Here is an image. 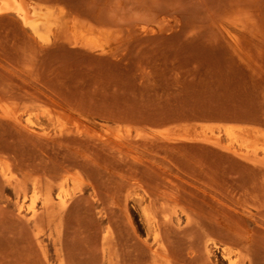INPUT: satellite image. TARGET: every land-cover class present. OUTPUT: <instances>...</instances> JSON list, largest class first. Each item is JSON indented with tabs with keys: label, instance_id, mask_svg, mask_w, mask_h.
Instances as JSON below:
<instances>
[{
	"label": "rangeland",
	"instance_id": "1",
	"mask_svg": "<svg viewBox=\"0 0 264 264\" xmlns=\"http://www.w3.org/2000/svg\"><path fill=\"white\" fill-rule=\"evenodd\" d=\"M41 1L107 27L111 36L105 50L90 49L83 36L75 46L53 33L40 40L16 14L0 15V164L28 187L20 212L16 182L10 185L0 173V264H132L136 251V264H153L145 241L155 242L144 221V209L152 207H161L157 217L176 212L181 219L170 227L179 233L175 238L171 230L169 237L162 234L170 243L160 236L159 263L228 264L229 255L248 256L218 228L217 220L230 218L253 235L251 264H264V169H253L255 163L239 153L264 152V0ZM240 127L262 134L243 143ZM148 179L156 182L150 195ZM48 184L56 193L64 186V226L45 216ZM174 186L189 190L184 195ZM203 202L211 208L199 206ZM210 209L221 215L214 218ZM190 211L196 214L189 226L184 213Z\"/></svg>",
	"mask_w": 264,
	"mask_h": 264
},
{
	"label": "bare ground",
	"instance_id": "2",
	"mask_svg": "<svg viewBox=\"0 0 264 264\" xmlns=\"http://www.w3.org/2000/svg\"><path fill=\"white\" fill-rule=\"evenodd\" d=\"M53 5V4H52ZM51 4H46V2H40V0L39 1H37V0H0V15H4V14H8V13H14V14H16L18 17H19V19H21V21H22V23L25 25V26H27V27H29L32 31H33V33L40 39V40H45L48 36H47V34L48 33H53L54 34V36H60L62 39L61 40H63V39H66V41H69V40H71L70 42H69V45H70V43H71V45L72 46H75V45H78V41H77V39H78V36H83V37H86V46L87 47H90V49H94V47H100L102 50H105V47H103L104 45H105V43H106V40H108L109 39V37L111 36V33H110V30H107V27L106 28H103L104 26H99V25H95V24H93V23H91V22H89V21H86V20H84L83 18H80V17H78L77 15L76 16H74V15H71L68 11H67V9H65V8H63V7H61V6H52ZM71 12V11H70ZM72 14H73V12H71ZM82 17V16H81ZM86 19V18H85ZM238 19H240V18H238ZM95 23V22H94ZM23 25V26H24ZM24 26V27H25ZM66 33H69L70 35H71V37H69L68 36V34H66ZM59 37V38H60ZM65 43V42H64ZM63 43V44H64ZM67 43V42H66ZM86 46H85V48H86ZM82 47H84V46H82ZM13 119H14V121H16L17 123H20V124H22L23 123V120L21 119V117L20 116H18V115H16V114H13ZM225 130L229 133V134H232V133H235L234 132V130H233V128H230V127H226L225 128ZM239 135L241 136V140H242V142L243 143H245V142H249V141H252L253 139H255L258 135H260V134H262V132H261V130H254V129H251V128H244V127H240L239 128ZM219 137H217V139H218ZM3 149V148H2ZM1 149V150H2ZM5 151V150H4ZM235 152H239V150H236L235 149ZM241 155H243L246 159H248V160H250L251 162H253V163H255V164H253L254 166V168L253 169H257L256 167H260L259 169H261L262 167H263V169H264V152H263V154L262 155H260L259 153H257V151H254L253 153H250L249 151H240L239 152ZM0 156H1V154H0ZM95 156H97V155H95ZM90 158H92V157H90ZM94 158V157H93ZM130 159L132 160L133 158H131L130 157ZM93 160H95L96 161V159L94 158ZM106 160V159H105ZM87 161V160H86ZM101 161H103V159L101 160ZM100 161V162H101ZM134 161V160H133ZM90 162H92V161H90ZM89 162V164L91 165V163ZM96 162H98V161H96ZM131 162V161H130ZM87 165H89L88 164V162H85ZM93 165H95V163L93 162L92 163ZM102 164V163H101ZM103 164H105V162L103 163ZM133 164V163H132ZM131 164V165H132ZM258 166H257V165ZM106 165V164H105ZM255 165H256V167H255ZM102 166V165H101ZM100 165H99V167L100 168H102ZM104 166V165H103ZM89 167H91V168H93L92 166H88V168ZM97 168H98V166H96ZM108 167V166H107ZM104 168V167H103ZM105 168H106V166H105ZM89 170H90V168H89ZM94 171H95V169H93ZM159 170V169H158ZM171 170V169H170ZM161 171V170H160ZM253 171V170H252ZM254 171H258V170H254ZM0 173L2 174V176L4 177V179L6 180V182L7 183H9L10 185H13L14 184V182H16L15 184H14V190H16V192H17V194H16V196L18 197L17 198V206H18V210L20 211V212H23V210L25 209V202H26V198H27V196H28V187L25 185V186H23L22 187V185H20L19 183L17 184V180H16V177L14 176V174L10 171V169L8 168V167H4V166H2V164H0ZM160 174H161V172H159ZM166 173V172H165ZM255 173V172H254ZM256 173H258V172H256ZM255 173V175L257 176L258 174H256ZM95 174V173H94ZM162 174H164V172L162 173ZM260 175H262L263 177H264V173H259ZM165 175H167V174H165ZM76 177V176H75ZM74 177V178H75ZM162 177V176H161ZM260 177V176H259ZM146 178H151V177H146ZM158 178H159V176H158ZM165 177H163V179H164ZM142 179V178H141ZM144 180H145V177L143 178ZM148 179V180H149ZM153 179H156V178H153ZM152 179V181H154V183H156L155 182V180H153ZM162 179V178H161ZM263 179V178H262ZM143 180V183L142 184H144V181ZM147 180V179H146ZM151 180V179H150ZM149 180V184H148V186L147 185H145V186H147V188L148 187H150V186H152V181H150ZM156 180H158V179H156ZM168 179H167V176H166V181H167ZM172 180V179H171ZM250 180V179H249ZM257 180V179H256ZM259 180V179H258ZM264 180V179H263ZM38 181V180H37ZM141 181V180H140ZM159 181V180H158ZM158 181H157V186H158V184H160V183H158ZM163 180H161V182H162ZM165 181V182H166ZM174 181V180H173ZM198 181V180H197ZM251 182H250V186H251V184H252V182H253V184H254V179H252V177H251V180H250ZM53 182V181H52ZM60 182V181H59ZM147 182V181H146ZM145 182V183H146ZM164 182V183H165ZM188 182V181H187ZM193 182V181H192ZM192 182H190V184L192 183ZM199 182H202L201 184H203V183H205V182H203V181H199ZM256 182H258V181H256ZM21 183V182H20ZM23 183H26V180H25V182H23ZM40 183V182H39ZM136 183V182H135ZM139 183V182H138ZM163 183V184H164ZM171 183V182H170ZM176 183V182H175ZM178 183V182H177ZM182 183V182H181ZM181 183H179L180 185H181ZM197 183V182H196ZM196 183H194V185H197V186H199L198 184H196ZM224 183H225V181H224ZM263 184H264V181L262 182ZM51 184V183H50ZM162 184V183H161ZM166 184V183H165ZM178 184V185H179ZM184 184V182L182 183V185ZM205 184H207V183H205ZM209 184V183H208ZM207 184V185H208ZM228 184V183H227ZM237 184V183H236ZM241 184H243V183H241ZM246 184H248V186H249V183H248V180H247V182H246ZM246 184L245 185H243L244 187L246 186ZM252 184V185H253ZM256 184V183H255ZM36 185H38V182H37V184ZM41 185V184H40ZM173 185V184H172ZM171 185V186H172ZM229 185V184H228ZM39 186V185H38ZM48 186H49V184H48ZM132 186H135V185H132ZM138 186H140V184H138ZM142 186H144V185H142ZM154 186V185H153ZM165 186H167V185H165ZM171 186H169L168 185V187H171ZM211 186V185H210ZM209 186V187H210ZM216 186H218V185H216ZM242 186V185H241ZM249 186V187H250ZM135 187H137V186H135ZM159 187V186H158ZM177 187V186H176ZM181 187V186H180ZM186 187V186H185ZM188 187H189V184H188ZM191 187V186H190ZM189 187V188H190ZM193 187H195V186H193ZM192 187V188H193ZM200 188H201V186H199ZM203 187H205L204 185L202 186V189H203ZM214 187V184H213V186L211 187L212 188V190H215V188H213ZM230 187H234V186H230ZM249 187H248V189H249ZM255 187H257L256 185L254 186V188L253 189H255ZM47 188V187H46ZM45 188V189H46ZM138 188V187H137ZM136 188V189H137ZM143 188V187H142ZM145 188V187H144ZM152 188V187H151ZM155 188H156V184H155ZM160 188H162V190H163V187L161 186ZM160 188H159V191H160V193H162L161 194V196L163 195V193H166V192H164V191H167V189H164V191H162L161 192V190H160ZM165 188V187H164ZM183 188V187H182ZM181 188V189H182ZM195 188H198V187H195ZM206 188V187H205ZM204 188V189H205ZM236 188V187H235ZM240 188V187H239ZM252 187H250V189H251ZM37 189V188H36ZM45 189H44V197H43V201H42V208L44 209V211L46 212V215L45 216H47L48 217V219H49V222H52V223H54V222H58V224L59 225H61V224H63L64 222H65V214H66V211H67V209H68V201L66 200V198H65V196H64V191H65V189H64V186H61V188H60V191L59 192H57L56 193V190L54 189V186L52 187V186H49L47 189H46V191H45ZM131 189V188H130ZM149 190H150V192L148 193V190L146 191L145 190V192H147V194H151L152 193V191H151V189L150 188H148ZM156 189H158V188H156ZM172 189V188H171ZM170 189V190H171ZM174 189H176L175 188V186H174ZM179 187H178V189H176V192H177V190H178V192H180L179 191ZM185 189V188H184ZM210 189V188H209ZM243 189V188H242ZM263 189H264V187H263ZM139 190H140V188H139ZM185 190H187V189H185ZM185 190H183V191H185ZM189 190V189H188ZM187 190V191H188ZM194 190V189H193ZM206 190V189H205ZM208 190V189H207ZM211 190V191H212ZM233 189H231V191H232ZM238 190V189H237ZM234 191V192H238V191ZM245 190V189H244ZM243 190V191H244ZM258 190V189H257ZM175 191V190H174ZM183 191H181V192H183ZM195 191V190H194ZM194 191H192V189H191V191L190 192H194ZM198 191V190H197ZM204 191V190H203ZM232 191V193L234 194V192ZM251 191H252V189H251ZM261 193L262 192H264V190L262 191V189L261 190H259ZM259 191H257V192H259ZM15 192V191H14ZM156 192H158V191H156ZM171 192V191H170ZM180 192V193H181ZM205 192H209V190L208 191H205ZM240 192V191H239ZM246 192V191H245ZM254 192H256L255 190H254ZM173 193V192H172ZM185 193H187L186 191H185ZM167 194V193H166ZM174 194V196L175 195H177V194H175V193H173ZM173 194H169L170 196H172ZM183 194H184V192H183ZM183 194H181V195H183ZM193 194H195V193H193ZM210 194H212V193H210ZM215 194V193H214ZM236 194V193H235ZM243 194V192L241 193V195ZM254 194V196L257 194V193H253ZM165 195V194H164ZM181 195H179V196H181ZM185 195V194H184ZM192 195V194H191ZM199 195H200V193H199ZM213 195V194H212ZM216 195V194H215ZM238 195V194H237ZM240 195V194H239ZM241 195L239 196V199L241 198V200L243 201V199H242V197H241ZM244 195H245V193H244ZM258 195V194H257ZM261 195V194H260ZM157 196V195H156ZM166 196V195H165ZM186 196H187V194H186ZM189 196H190V193H189ZM193 196V195H192ZM192 196H190L191 198H192ZM205 196V195H204ZM208 196V195H207ZM211 196V195H210ZM214 196V195H213ZM212 196V197H213ZM217 196V195H216ZM247 196V195H246ZM150 197V196H149ZM173 197V196H172ZM171 197V198H172ZM190 197H188L187 196V198H186V200L187 201H189L188 200V198L189 199H191ZM195 197V196H194ZM193 197V198H194ZM200 197V196H199ZM226 197V196H225ZM229 197V196H228ZM232 197V196H231ZM248 197H250V196H248ZM247 197V198H248ZM155 198H157V197H155ZM154 197H153V199H152V203H154L156 200H159L160 199V196H159V198H157V199H155ZM163 198H164V196H163ZM184 198V201H185V196L183 197ZM182 198V199H183ZM216 198V197H215ZM218 198V197H217ZM216 198V199H217ZM255 199H256V202H258V199L256 198V197H254ZM155 199V200H154ZM167 199H168V196H167ZM167 199H165L164 198V200L166 201ZM196 199H198V198H195V200ZM201 199H202V197H201ZM201 199H200V201H201ZM204 199V198H203ZM207 199V198H206ZM205 199V200H206ZM209 199V198H208ZM229 199V198H228ZM251 200H252V198H250ZM261 201H263V202H261V201H259L261 204L263 203V205H264V199H263V197H261V198H259ZM192 200V199H191ZM194 200V199H193ZM220 200H222L221 198H220ZM219 200V201H220ZM235 200H237V197H236V199ZM249 200V199H248ZM250 200V201H251ZM254 200V199H253ZM252 200V201H253ZM154 201V202H153ZM160 201H161V199H160ZM172 201V200H171ZM170 201V202H171ZM173 201H174V199H173ZM203 201V200H202ZM210 201V200H209ZM212 201V200H211ZM159 202V201H158ZM164 202V201H163ZM163 202H162V204H163ZM169 202V201H168ZM168 202H166L167 204H168V206H166L167 208L169 207V209L171 208V205H170V203H168ZM182 202V201H181ZM190 202V201H189ZM221 202V201H220ZM231 202H232V199H231ZM238 202V201H237ZM152 203L150 204V206L152 205ZM156 203V202H155ZM154 203V204H155ZM165 202H164V205L163 206H165V204H166ZM172 203V202H171ZM183 203V202H182ZM186 203V202H185ZM184 203V204H185ZM192 203V202H191ZM204 203V204H203ZM203 203H198L199 204V206H204L205 205V202H203ZM217 203V202H216ZM216 203H214L213 202V205L214 204H216ZM219 203V202H218ZM240 203V204H239ZM243 203V202H242ZM241 201L240 202H238V204L241 206ZM252 203V202H251ZM153 204V205H154ZM172 204H174V202L172 203ZM183 204V205H184ZM193 204V203H192ZM191 204V205H192ZM194 204H195V202H194ZM200 204H202V205H200ZM253 204V203H252ZM254 204H255V200H254ZM258 204V203H257ZM170 205V206H169ZM174 205H176V204H174ZM207 205H209L210 207H208ZM206 206H207V208L209 209V208H211V205L208 203ZM229 206L228 207H230V208H232L231 206H233V205H231L230 203L228 204ZM231 205V206H230ZM235 205H237V204H235ZM242 205H244V204H242ZM256 205V204H255ZM254 205V206H255ZM260 205V204H259ZM258 205V206H259ZM263 205H261V208H263ZM176 206H178V205H176ZM175 206V207H176ZM181 206V203H180V205L178 206V207H180ZM206 206H204L205 208L204 209H206ZM216 206H217V204H216ZM220 206V207H219ZM238 206V205H237ZM258 206H256V207H258ZM155 207V206H154ZM185 207H187V206H185ZM185 207H184V209H185ZM191 207V206H190ZM189 207V208H190ZM193 207V206H192ZM218 207H219V209H221V205L220 204H218ZM239 207V206H238ZM250 207V206H249ZM255 207V209H257ZM161 208V207H160ZM160 208L158 209L157 207L154 209L153 207H152V211H149V209H144V221H145V225H146V228H147V231L149 232V234L152 236V238H153V240H154V244L153 245H151L149 242H148V240H146L145 242L147 243V246L149 247V249L151 250V254L150 255H152V260H153V264H161L162 263V261H161V263H159L158 262V257H160V250H159V247H160V236L162 237V240H164L163 239V237L165 238V236L164 235H162V234H165L167 237H169L168 235H170V233H172L173 231H172V229H174V228H176V227H174V225H173V228H172V224H174V223H176V224H180L181 223V219H180V217H179V215H177L176 214V212H170V213H166V212H163V213H165V216H164V214H161V215H163L164 217H157V213H158V211L160 212ZM166 208V209H167ZM182 208V207H181ZM193 208H195V207H193ZM193 208H191V209H193ZM202 208V207H201ZM212 208H214V207H212ZM223 208V207H222ZM242 208H245V207H241V209ZM259 208V207H258ZM157 210V211H155L154 212V210ZM164 207H162V210L161 211H164V210H166ZM174 209H176V208H174ZM200 209V208H199ZM199 209L196 211V213L197 212H199L200 213V211H199ZM215 209H218L217 207L215 208ZM214 209V210H215ZM218 209V211H220ZM229 209V208H228ZM238 209V208H237ZM260 209V208H259ZM257 210V211H259V213L258 214H260L261 212H262V210L260 211V210ZM182 210V209H181ZM186 210V209H185ZM185 210H183V212H185ZM190 210V209H189ZM188 210V211H189ZM212 210L213 209H210L209 210V212H210V214H211V212H212ZM224 211H226V208L225 209H223ZM166 211H168V210H166ZM187 211V210H186ZM193 211H195V209L193 210ZM202 211H204V210H202ZM208 211V210H207ZM217 211V210H216ZM230 211V210H229ZM191 213H189V212H186V213H184L185 214V216H186V221H187V223L189 222V223H192L193 224V221L191 222V220H192V218L193 217H195V215L194 214H196V213H194L193 214V212L192 211H190ZM239 212H240V210H239ZM249 212V211H248ZM263 212H264V210H263ZM29 213H30V217L31 218H34V217H36L37 215H38V209H36V207L34 206V205H32L30 208H29ZM162 213V212H161ZM204 213H205V211H204ZM204 213H203V215H204ZM208 213V212H207ZM214 213H217V215H221V214H218L219 212H214ZM214 213H212L211 215H213ZM221 213H222V209H221ZM226 213V212H225ZM235 213V212H234ZM241 213H242V211H241ZM245 213V212H244ZM44 214V213H43ZM200 214H202V212L200 213ZM228 214V213H227ZM231 214H233V213H231ZM231 214H229L230 215V217H231ZM245 214H247V213H245ZM194 215V216H193ZM197 215H199V214H197ZM217 215H215V216H217ZM233 215H235V214H233ZM214 216V215H213ZM215 216H214V218H215ZM228 216V215H227ZM248 216H249V214H248ZM259 216V215H258ZM192 217V218H191ZM201 217V216H200ZM204 217H207L206 216V214L204 215ZM209 217V216H208ZM220 217V216H219ZM222 217V216H221ZM224 217V216H223ZM238 217V216H237ZM250 217H251V215H250ZM260 217V216H259ZM162 218V220H160ZM196 218H198L197 216H196ZM196 218H195V220H196ZM210 218V217H209ZM218 218V217H217ZM251 218H253L254 219V217H251ZM261 219H263L262 217H260ZM259 218V219H260ZM48 219H46V220H48ZM194 219V218H193ZM199 219V218H198ZM203 219H207V218H203ZM211 219H212V217H211ZM221 219V218H220ZM230 219V218H229ZM228 219V220H229ZM231 219H233V216H232V218ZM236 219H238L239 220V217L238 218H235V219H233V220H236ZM256 219V218H255ZM258 219V220H259ZM260 219V220H261ZM215 221H216V219H214ZM228 220H226V219H222V220H217V222H220V224H218L217 223V225H220L219 227L218 226H216V227H218V228H220L221 227V230L225 233V235L227 236V234H228V236L226 237L225 235V237L228 239L229 237L233 240V241H235V245H237L236 247L237 248H239L240 246L242 247V249L244 248V250L247 252V255L248 256H241L242 258H240V256H239V254L238 255H236V257L234 258V257H232V256H230L229 254V252H228V257H227V260H228V264H247L248 262H249V264H251V262H252V258H251V256H252V252H253V249H255L256 247H254L253 248V235H252V233H251V231H250V229L248 228V229H246L245 227H242V224H239L237 221V223L238 224H236V223H234V224H232L230 221H228ZM64 221V222H63ZM200 221H202V220H200ZM199 221V222H200ZM212 221V220H211ZM195 223L197 222V220L196 221H194ZM198 222V223H199ZM233 222H235V221H233ZM259 222V221H258ZM258 222H255V223H258ZM189 223H188V225H189ZM204 223V222H203ZM206 223V222H205ZM263 223V222H262ZM46 224H48L47 222H46ZM211 224H213V223H211ZM260 224V223H259ZM191 225V224H190ZM189 225V226H190ZM196 225L198 226V224L196 223ZM199 225H200V227L202 228V225H204L205 226V224H201V223H199ZM216 225V224H215ZM260 225H262V224H260ZM48 226V225H47ZM61 226H64V224L63 225H61ZM185 226V225H184ZM184 226H182V227H184ZM203 226V227H204ZM208 226H210V220H209V225H207V227ZM243 226H244V224H243ZM172 229H171V228ZM186 227V226H185ZM211 227V226H210ZM215 227V226H214ZM213 227V228H214ZM215 227V229H217ZM263 227V226H262ZM63 228V227H62ZM62 228H61V230H62ZM212 228V229H213ZM261 228V227H260ZM180 229H181V227H180ZM180 229H178L179 231H183V228H182V230H180ZM210 230H211V228H209ZM214 229V230H215ZM169 230H171L172 232H169ZM177 230V229H176ZM210 230H208V232L210 231ZM213 230V231H214ZM254 230H256V229H254ZM259 230H261V229H259ZM258 230V231H259ZM206 231V230H205ZM212 231V230H211ZM217 231L219 232L220 231V229L218 230L217 229ZM217 231H215V232H217ZM221 231V232H222ZM176 232V231H175ZM175 232H173L171 235L173 236V234L175 233ZM204 231L202 230V233H203ZM216 233L215 235H220L219 233ZM222 232V233H223ZM253 232V231H252ZM61 233V232H60ZM176 233H178V232H176ZM176 233L174 234L175 235V237H176ZM210 233V232H209ZM208 233V234H209ZM212 233H214V232H212ZM223 233V234H224ZM258 234H259V232H257ZM260 233H262V232H260ZM148 234V235H149ZM179 234V233H178ZM205 234V233H204ZM222 234V235H223ZM253 234H254V232H253ZM205 235H207V234H205ZM214 235V234H213ZM218 235H217V237H218ZM221 235V236H222ZM255 235H257L256 234V232H255ZM208 236V235H207ZM212 236V235H211ZM220 236V237H221ZM259 236V235H258ZM257 236V237H258ZM58 237V236H57ZM166 237V238H167ZM171 237V236H170ZM174 237V236H173ZM174 237V238H175ZM216 237V238H217ZM219 237V238H220ZM226 238H224L226 241H227V239ZM259 238H260V236H259ZM168 239V241L167 242H165V240H164V242L167 244V243H170L169 241V238H167ZM172 239L173 238H171V242H172ZM222 239V238H221ZM175 240V239H174ZM201 240H204V239H201ZM220 240V239H219ZM257 240V239H256ZM259 240V239H258ZM222 241V240H221ZM229 241V240H228ZM230 242L231 243H233L231 240H230ZM127 243H128V241H127ZM228 243V242H227ZM226 243V244H227ZM259 243V242H258ZM262 242H260L259 243V245L261 244ZM141 244H143V243H141ZM174 244V243H173ZM257 244V243H256ZM130 245V244H129ZM144 245V244H143ZM162 245H165V244H162ZM168 245H170V244H168ZM232 245V244H231ZM234 245V246H235ZM258 245V244H257ZM258 245V246H259ZM126 246H128V244L126 245ZM166 246V245H165ZM165 246H163V247H165ZM239 246V247H238ZM131 247V246H130ZM145 247V246H144ZM192 247V246H191ZM190 247V248H191ZM127 248V247H126ZM147 248V247H146ZM169 248V247H168ZM257 248H259V247H257ZM129 249V248H128ZM127 249V251H129ZM132 249V247L130 248V251H132L131 250ZM178 249V248H177ZM204 249V248H203ZM260 249V248H259ZM258 249V250H259ZM166 250V249H165ZM192 250H195V249H193V247H192ZM243 250V251H244ZM191 251V250H190ZM196 251V250H195ZM195 251H194V253H195ZM238 251V250H237ZM244 251V252H245ZM134 252V250L132 251V253ZM139 252V251H138ZM137 251L135 252V253H133V254H135V255H133V256H135L134 257V261H135V259H137L138 257H136V256H138L137 255V253H138ZM165 252V251H164ZM172 251H170L169 253H171ZM175 252H176V250H175ZM192 252V251H191ZM242 252V251H241ZM245 252V253H246ZM128 253V252H127ZM141 253V252H140ZM173 253V252H172ZM194 253H191V254H189V255H194ZM257 253H258V251H257ZM62 254V253H61ZM129 254V253H128ZM127 254V255H128ZM149 254V253H148ZM178 254H179V252H178ZM174 255V256H173ZM242 255V254H241ZM130 256V255H129ZM129 256H125V258L126 257H129ZM132 256V255H131ZM133 256H132V258H133ZM141 256V255H140ZM167 256V255H166ZM165 256V257H166ZM171 256V255H170ZM182 256H184V255H182ZM187 256V255H186ZM195 256V255H194ZM193 256V257H194ZM254 256H255V254H254ZM63 257V256H62ZM149 257V256H148ZM177 257L178 256H175V254H172V256H171V258H173V260H176L177 259ZM68 258V257H67ZM131 258V257H130ZM168 258H170V257H168ZM195 259H197V257L195 256L194 257ZM193 258V259H194ZM141 259H143V258H141ZM180 258H178L177 260H179ZM182 259V258H181ZM63 260V259H62ZM61 260V261H62ZM162 260V259H161ZM170 260H172V259H170ZM169 260V261H170ZM173 260H172V262H173ZM187 260V258L185 259V261ZM190 261H191V259H189ZM64 261V260H63ZM127 261V260H126ZM129 261V263L131 262L130 260H128ZM133 261V263L134 264H136L135 262ZM138 261V260H137ZM144 261V259L142 260V261H140V262H137L138 264H140L141 262H143ZM180 261V260H179ZM182 261V260H181ZM181 261H180V264H182L184 261H182V263H181ZM195 261V260H194ZM197 261H198V259H197ZM253 261H254V259H253ZM65 262V261H64ZM146 262V261H145ZM145 262H143V263H145ZM164 262V261H163ZM178 262V261H177ZM176 261H174V263H177ZM187 262H189L188 260H187ZM186 262V263H187ZM256 262V261H255ZM254 262V263H255ZM128 263V264H129ZM132 263V264H133ZM146 263H148V260H147V262ZM145 263V264H146ZM149 263H151V262H149ZM253 263V264H254ZM131 264V263H130ZM142 264V263H141ZM152 264V263H151ZM162 264H164V263H162ZM173 264V263H172ZM178 264H179V262H178ZM189 264H190V262H189ZM195 264V263H194Z\"/></svg>",
	"mask_w": 264,
	"mask_h": 264
}]
</instances>
